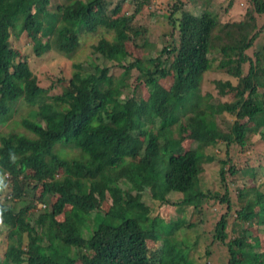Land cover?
I'll return each mask as SVG.
<instances>
[{"label":"trees","instance_id":"16d2710c","mask_svg":"<svg viewBox=\"0 0 264 264\" xmlns=\"http://www.w3.org/2000/svg\"><path fill=\"white\" fill-rule=\"evenodd\" d=\"M52 1L0 0V264H189L178 229L165 234L138 200L147 192L161 209L200 212L197 197H207L197 187L202 163L217 165L222 155L226 193L213 197L227 211L210 230L205 256L217 244L228 264H264V246L250 237L251 228L264 227V193L252 187L256 168L246 171L252 184L238 189L237 200L247 198L232 214L225 185L226 173L238 168L232 149L255 135L264 146V0H249L242 20L226 22L208 8L196 16L172 0L165 9L170 34L154 58L133 57L124 46L137 45L136 38L146 43L147 30L134 22L151 0H67L51 10ZM126 3L133 5L129 15L121 12ZM101 31L111 39L101 37L92 52L119 67L120 77L110 66L90 71L84 61L73 65L69 88L59 93L41 85L9 40L25 35L34 56L55 51L70 58L82 34ZM212 70L237 81H213L219 95L233 94L230 102L201 91ZM140 84L146 99L137 94ZM218 142L226 150L205 154ZM175 193L186 198L171 202ZM148 242L169 249L160 259Z\"/></svg>","mask_w":264,"mask_h":264},{"label":"rangeland","instance_id":"374dc122","mask_svg":"<svg viewBox=\"0 0 264 264\" xmlns=\"http://www.w3.org/2000/svg\"><path fill=\"white\" fill-rule=\"evenodd\" d=\"M180 1L185 2L186 10L189 13L200 16L201 11L205 8H208L209 10L216 12L222 22L242 20L245 11L249 7V0H233L231 6H228L229 0ZM53 2H57V4H66L68 1H52L50 7L51 10H53ZM172 3V0H151V8L147 11H144L143 14L137 16L134 24L135 26L147 30V35L145 34L146 43L143 44L144 39L140 38H136L135 43L142 46L134 45L132 41L124 43L126 50L130 53L131 56L154 58L158 54L161 46L167 40V35L170 34L171 27L168 25L165 9L169 4ZM240 4H243V6H241ZM121 12H126V15L131 14L133 12L132 3H126L125 5H123ZM259 18V26L261 27L264 24V15ZM103 36H105V38L108 40L111 39V35L106 33L104 34L102 31L97 33L96 35L82 34V37L80 36V49L70 58L56 53L55 51H50L41 57L34 56L32 46L30 45V40H28L25 35H22L19 38H15L14 35H11L9 40L12 43L13 48H15L16 52L18 53L19 59H21V61L28 62L29 68L32 70V73L39 79L41 85L44 87L53 85L54 91L59 93L62 92L63 89L65 90L66 88H69L68 81L73 74L74 64L83 63L84 61H90V71H94V67L97 65L99 68L110 66V63L107 59L96 54L94 55L92 52L93 46ZM115 62V64L119 63V59L117 58ZM121 72L122 70L119 67L116 68L110 66L109 73L112 74L114 78L120 77ZM215 80H220L222 82L230 80L233 85H236L237 82L235 79L225 75L224 73H221L220 71L217 72L212 70L204 74L201 83V91L203 93L208 92L214 95L216 100L215 102H222L225 100H228V102H230L231 100H233V94L227 91L225 95H219L217 89L214 87L213 81ZM58 82L59 85L57 84ZM130 82H132V86L136 84L135 79H132ZM137 94H139L144 99L147 98V94L143 85L140 84ZM14 126L15 124L13 123L7 125L6 127L8 129H11ZM198 133L201 134L202 132L198 131ZM261 143L262 142L259 141V135L250 136L247 139H244V146L241 149L234 147L230 152L229 159H232L233 163L238 165L236 174L230 175L227 172L225 179V185L228 192L227 195H229V198L233 201V203H231V205L233 206L231 214L234 212V210L238 209L247 198L245 197L239 202L237 200V192L239 188L244 189L251 186V178L249 175L246 176V171L249 170L251 166L253 168H256L257 170V178H255V184H253L252 187L254 186L256 189L264 193V174L262 171V168L264 167V146ZM187 144L189 145L187 146ZM181 145H184L186 148L195 147V143L191 141H185ZM213 146L215 147L212 150L210 149L211 146L206 148L205 154H209L210 151H217L216 147L226 150V148H223L224 146H226L223 142H218L217 145L215 144ZM222 153L218 151L219 155H221ZM222 156L219 157L220 162L217 161V165L214 163H202L203 171L199 177L197 187L207 197H197V199H199V202L197 203L200 212H195L196 210L193 211L194 207L174 208L165 206L161 209L157 203L150 202L147 192H143L142 196L138 200V202L146 204L144 207V211L147 215L148 220V216L150 218L159 217L157 218V223L166 227V230H163L165 234H172L173 228L178 229L175 237L177 241H179L180 239L185 240L187 246L184 247L182 256L186 258L189 264H228L227 253L222 246H218L217 244H215L214 246L211 245L209 247L210 256H208V258L205 256L207 254L205 245L207 246L211 242L210 230L212 229V226L220 219L221 215H223L227 211L226 205L219 204V201H216L213 197L216 193H226L224 188L221 189L219 178V170L222 167ZM259 166H261V168H259L258 170ZM241 175L242 178L238 180V177ZM4 196L5 193L2 195V197ZM168 198L171 202H178L182 198L185 199L186 196H182L181 194H170L168 195ZM139 208L140 207H137L136 209ZM140 212L143 213L142 210H140ZM256 214H258L257 211ZM233 219L234 215L232 217L230 215L228 220L229 226L230 224H232ZM200 220H202V222L204 221L203 227L202 225H200L195 229H188V226H185L190 222L198 223ZM263 228L264 227L255 229L253 227L250 229V237L252 238L251 241L257 244L259 243L262 247L264 246V230L262 231ZM160 244L164 245L163 242H148L147 245L150 249L158 248L155 253L156 256H159L161 259L163 254L162 250L165 249L167 251L169 249V246H167L168 248L165 247L163 249V245L160 246ZM4 245V243L0 242V257H2L3 255Z\"/></svg>","mask_w":264,"mask_h":264},{"label":"clouds","instance_id":"9594fccd","mask_svg":"<svg viewBox=\"0 0 264 264\" xmlns=\"http://www.w3.org/2000/svg\"><path fill=\"white\" fill-rule=\"evenodd\" d=\"M2 216H3V210L0 209V219H2Z\"/></svg>","mask_w":264,"mask_h":264},{"label":"crops","instance_id":"0c3cea01","mask_svg":"<svg viewBox=\"0 0 264 264\" xmlns=\"http://www.w3.org/2000/svg\"><path fill=\"white\" fill-rule=\"evenodd\" d=\"M241 5V4H240ZM241 6H243V4L241 5ZM246 12V11H245ZM245 14V13H244Z\"/></svg>","mask_w":264,"mask_h":264}]
</instances>
